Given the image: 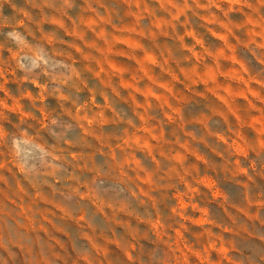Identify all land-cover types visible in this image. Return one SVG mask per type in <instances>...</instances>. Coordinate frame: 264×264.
<instances>
[{
    "label": "rangeland",
    "instance_id": "obj_1",
    "mask_svg": "<svg viewBox=\"0 0 264 264\" xmlns=\"http://www.w3.org/2000/svg\"><path fill=\"white\" fill-rule=\"evenodd\" d=\"M0 264H264V0H0Z\"/></svg>",
    "mask_w": 264,
    "mask_h": 264
}]
</instances>
